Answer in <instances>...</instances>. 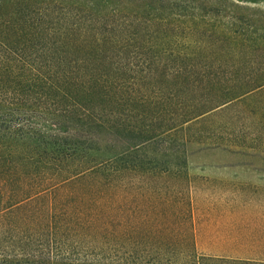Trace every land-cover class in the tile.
<instances>
[{"label":"rangeland","instance_id":"obj_1","mask_svg":"<svg viewBox=\"0 0 264 264\" xmlns=\"http://www.w3.org/2000/svg\"><path fill=\"white\" fill-rule=\"evenodd\" d=\"M65 1L60 5L95 8L119 26L107 34V45L120 39L106 59L108 72L119 67L108 77L118 103L105 111L117 116L120 135L110 147L128 166L140 165L120 176L105 171L106 181L104 171L87 176L75 197L56 194V220L68 241L90 264H264V155L237 146L248 144L237 134L239 106L144 141V130L163 131L186 102L184 72L200 64L201 21L211 17L187 0ZM243 1L262 9L259 0ZM31 6L51 9L56 0Z\"/></svg>","mask_w":264,"mask_h":264},{"label":"trees","instance_id":"obj_2","mask_svg":"<svg viewBox=\"0 0 264 264\" xmlns=\"http://www.w3.org/2000/svg\"><path fill=\"white\" fill-rule=\"evenodd\" d=\"M28 1L0 0V264H90L57 223L56 194L75 197L87 176L140 166L110 147L120 135L117 116L105 111L118 103L108 77L119 67L108 72L106 59L120 39L107 45V34L119 26L95 8L56 0L32 11ZM187 1L211 17L201 21L200 64L183 71L180 113L163 131L144 130V141L234 105L237 134L248 142L237 146L264 155V0L256 12L243 0ZM99 151L112 159L97 161Z\"/></svg>","mask_w":264,"mask_h":264}]
</instances>
